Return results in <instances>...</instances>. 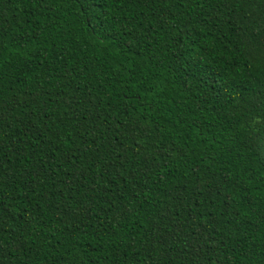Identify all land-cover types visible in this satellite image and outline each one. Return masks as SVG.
Segmentation results:
<instances>
[{"label": "trees", "instance_id": "1", "mask_svg": "<svg viewBox=\"0 0 264 264\" xmlns=\"http://www.w3.org/2000/svg\"><path fill=\"white\" fill-rule=\"evenodd\" d=\"M0 264H264V0H0Z\"/></svg>", "mask_w": 264, "mask_h": 264}, {"label": "snow or ice", "instance_id": "2", "mask_svg": "<svg viewBox=\"0 0 264 264\" xmlns=\"http://www.w3.org/2000/svg\"><path fill=\"white\" fill-rule=\"evenodd\" d=\"M71 159H72V157L70 156V157H69V160H71Z\"/></svg>", "mask_w": 264, "mask_h": 264}]
</instances>
